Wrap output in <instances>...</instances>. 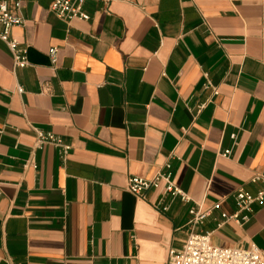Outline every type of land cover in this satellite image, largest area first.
<instances>
[{
	"label": "crops",
	"instance_id": "crops-1",
	"mask_svg": "<svg viewBox=\"0 0 264 264\" xmlns=\"http://www.w3.org/2000/svg\"><path fill=\"white\" fill-rule=\"evenodd\" d=\"M51 2L10 30L25 67L0 41V264H167L190 232L264 256V200L221 219L264 191V0H85L69 22ZM158 173L189 201L127 190Z\"/></svg>",
	"mask_w": 264,
	"mask_h": 264
},
{
	"label": "built area",
	"instance_id": "built-area-1",
	"mask_svg": "<svg viewBox=\"0 0 264 264\" xmlns=\"http://www.w3.org/2000/svg\"><path fill=\"white\" fill-rule=\"evenodd\" d=\"M24 0H0V41L3 42L12 57L14 68L26 66L24 50L19 48V43L11 37L10 30L16 26H22L24 20L19 15ZM85 0H52L48 10L56 17L69 22L73 19L87 20L88 16L83 12ZM55 50H50L49 57L52 64H55ZM19 93L21 88L17 89ZM36 143H49L66 151L61 142L51 135L42 133L36 134ZM66 153V152H65ZM228 154L229 152H224ZM160 181L166 183L165 191L172 196H179L183 201L189 199L178 189L173 187L169 175L156 174L150 179L131 177L128 180L127 190L137 197L158 186ZM236 210L231 215L221 214L224 222L232 221L236 224H243L249 220L255 202L261 203L264 200V191L255 196L248 192L238 190L234 195ZM188 225L195 227L209 215L201 205H194L188 210ZM167 264H264V256L255 247L221 248L213 246L208 233L201 234L190 232L180 250H171L168 255Z\"/></svg>",
	"mask_w": 264,
	"mask_h": 264
}]
</instances>
